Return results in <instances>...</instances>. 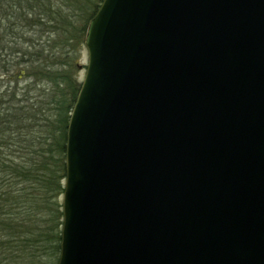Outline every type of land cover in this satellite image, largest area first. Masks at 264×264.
Instances as JSON below:
<instances>
[{
  "label": "water",
  "instance_id": "water-1",
  "mask_svg": "<svg viewBox=\"0 0 264 264\" xmlns=\"http://www.w3.org/2000/svg\"><path fill=\"white\" fill-rule=\"evenodd\" d=\"M84 31L56 264H264V0H102Z\"/></svg>",
  "mask_w": 264,
  "mask_h": 264
},
{
  "label": "trees",
  "instance_id": "trees-1",
  "mask_svg": "<svg viewBox=\"0 0 264 264\" xmlns=\"http://www.w3.org/2000/svg\"><path fill=\"white\" fill-rule=\"evenodd\" d=\"M101 2L0 0V41L2 33L13 35L15 28L48 25L56 38L63 34L65 43L81 45L88 20ZM76 10L82 12L80 26L69 27ZM2 50L1 46L0 70L6 71ZM55 73L48 74L54 75V88L64 83L62 95L69 96L58 101L50 97L48 109H58L56 127L49 128V115L41 116L46 110L42 105L21 104L25 99H15V91L0 102V264H56L58 259L66 128L80 82L70 86L66 73ZM4 95L0 92V101Z\"/></svg>",
  "mask_w": 264,
  "mask_h": 264
},
{
  "label": "rangeland",
  "instance_id": "rangeland-1",
  "mask_svg": "<svg viewBox=\"0 0 264 264\" xmlns=\"http://www.w3.org/2000/svg\"><path fill=\"white\" fill-rule=\"evenodd\" d=\"M80 14L82 15V12L78 10L73 12V23L71 22L69 27L80 26L79 23L82 21ZM47 27L48 25H35L30 28H15L13 35L1 34L3 40L0 41V47L3 48V63L7 65V69L0 70V92L5 94L0 102H6L11 91H15L17 94L13 96L15 99L23 97L25 99L21 104H27L31 108L42 105L46 110L45 113L41 112V116L46 114L51 117L53 124L49 126L50 128L58 124L57 105L55 110L48 109L51 108L50 97H53V101H58L63 95L67 99L69 96L66 95L67 92L62 95L64 83L59 81L60 85H56V90L52 80L54 75L48 74L56 71L66 73L70 86L71 83L81 82L86 63V50L83 44L76 45L73 41L65 43L68 41L66 35L60 34V38H56L55 34L48 32ZM19 36L24 38L21 39ZM37 123L41 124L39 120Z\"/></svg>",
  "mask_w": 264,
  "mask_h": 264
}]
</instances>
